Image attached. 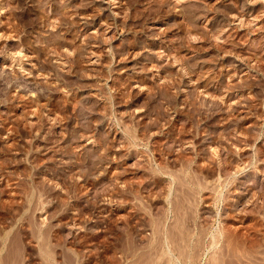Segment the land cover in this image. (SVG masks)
Instances as JSON below:
<instances>
[{
  "label": "rangeland",
  "instance_id": "374dc122",
  "mask_svg": "<svg viewBox=\"0 0 264 264\" xmlns=\"http://www.w3.org/2000/svg\"><path fill=\"white\" fill-rule=\"evenodd\" d=\"M0 264H264V0H0Z\"/></svg>",
  "mask_w": 264,
  "mask_h": 264
},
{
  "label": "bare ground",
  "instance_id": "6f19581e",
  "mask_svg": "<svg viewBox=\"0 0 264 264\" xmlns=\"http://www.w3.org/2000/svg\"><path fill=\"white\" fill-rule=\"evenodd\" d=\"M221 237H222V236H221ZM217 239H218V238H217ZM212 240H213V238H212ZM215 244H216V243H215ZM215 244H214V245H215Z\"/></svg>",
  "mask_w": 264,
  "mask_h": 264
}]
</instances>
